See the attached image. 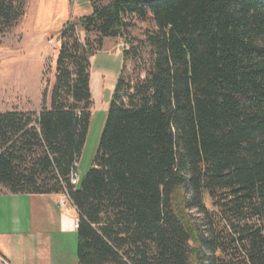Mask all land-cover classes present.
Listing matches in <instances>:
<instances>
[{
  "label": "trees",
  "instance_id": "trees-1",
  "mask_svg": "<svg viewBox=\"0 0 264 264\" xmlns=\"http://www.w3.org/2000/svg\"><path fill=\"white\" fill-rule=\"evenodd\" d=\"M27 1L0 0V33ZM89 2L61 31L49 103L45 90L39 112H0V185L66 194L79 264H264V0ZM134 18L153 27L124 49L97 153L73 184L91 58Z\"/></svg>",
  "mask_w": 264,
  "mask_h": 264
},
{
  "label": "rangeland",
  "instance_id": "rangeland-1",
  "mask_svg": "<svg viewBox=\"0 0 264 264\" xmlns=\"http://www.w3.org/2000/svg\"><path fill=\"white\" fill-rule=\"evenodd\" d=\"M91 12L89 0L27 1L25 16L12 29L0 33V112L13 109L39 112L45 90L49 103L61 31L66 23ZM152 27L150 21L134 18L125 37L106 38L103 48L91 58L92 118L77 166L80 177L89 170L97 153L112 95L121 75L124 49L129 42L139 44L145 31ZM78 33L81 39L85 37L83 30L79 29ZM132 69L133 64L128 60L126 73ZM4 190L0 185V193ZM65 199L68 205L71 200ZM23 205L12 208L8 201L3 208L0 197V231L10 229L13 213L21 217V209L27 215V204ZM52 228L55 232V227ZM0 264L10 263L0 255Z\"/></svg>",
  "mask_w": 264,
  "mask_h": 264
},
{
  "label": "crops",
  "instance_id": "crops-1",
  "mask_svg": "<svg viewBox=\"0 0 264 264\" xmlns=\"http://www.w3.org/2000/svg\"><path fill=\"white\" fill-rule=\"evenodd\" d=\"M64 196L1 192L3 208L8 201L12 208L27 204V215L21 209V217L13 213L10 229L0 231V255L10 264H79V214L71 202L60 205Z\"/></svg>",
  "mask_w": 264,
  "mask_h": 264
},
{
  "label": "built area",
  "instance_id": "built-area-1",
  "mask_svg": "<svg viewBox=\"0 0 264 264\" xmlns=\"http://www.w3.org/2000/svg\"><path fill=\"white\" fill-rule=\"evenodd\" d=\"M71 177H72V183H73V184H77V183H78V180H79V178H80L79 173H78L77 171H75V172H73V174L71 175ZM65 197H66V198H69V197L65 194L64 199H63V200L61 201V203H60L61 206H65V205H66V202L68 201L67 199H65ZM69 199H70V198H69Z\"/></svg>",
  "mask_w": 264,
  "mask_h": 264
}]
</instances>
